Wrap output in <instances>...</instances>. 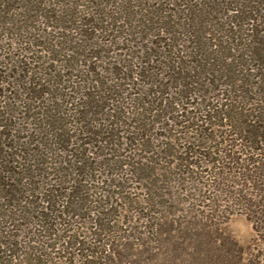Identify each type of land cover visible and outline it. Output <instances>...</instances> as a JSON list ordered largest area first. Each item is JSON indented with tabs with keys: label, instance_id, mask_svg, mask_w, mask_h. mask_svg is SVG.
Listing matches in <instances>:
<instances>
[{
	"label": "trees",
	"instance_id": "16d2710c",
	"mask_svg": "<svg viewBox=\"0 0 264 264\" xmlns=\"http://www.w3.org/2000/svg\"><path fill=\"white\" fill-rule=\"evenodd\" d=\"M15 32H55L44 52L76 63L34 66L25 37L24 63L0 59V264H264V0H0V49ZM154 128L198 134L177 148ZM200 164L207 194L180 196Z\"/></svg>",
	"mask_w": 264,
	"mask_h": 264
},
{
	"label": "rangeland",
	"instance_id": "374dc122",
	"mask_svg": "<svg viewBox=\"0 0 264 264\" xmlns=\"http://www.w3.org/2000/svg\"><path fill=\"white\" fill-rule=\"evenodd\" d=\"M15 33L14 34L9 33L8 40H5V43H7V45L4 46V49H0L1 50L0 51V59L5 64L6 63H24V62H22L24 60V58H21L23 55L20 56V53H23L20 50V48L26 47L29 44H27L26 46H23L22 44H19V40H22L23 37H25V38H23L24 40H26V38H29L28 41H31V42H34V43L37 44V46H34V45L30 46V49L32 50L31 57L33 58L32 60H34L32 63L36 67H39V68L41 67L42 68L43 66H45V63H52L53 66L54 65H59L60 63H76V62H73L76 59L75 53L70 54V52H69V54L66 53V55H65L64 54L65 53L64 50H63L64 52H60V53H57V52H52V53L44 52V50H46L47 48L53 49L51 47L50 43H53V41H55V39H56L55 38L56 37L55 32H50V33H45V34H44V32H42L43 33L42 35H44V36L36 37V38L35 37L31 38L32 37L31 34H29V35L22 34V38H21L20 35H17L18 32H15ZM28 33H29V31H28ZM67 38L69 39V37H67ZM13 41L16 42L17 44H14ZM93 41L95 42L97 40L93 39ZM91 42L92 41H90V43ZM62 46H61L60 49L63 48ZM66 46L67 45H65V48H66ZM68 47H70V46H68ZM136 50H138V49H135V51ZM39 51H41V52H39ZM28 54H26L25 56H29ZM67 54L70 56V59L73 60V61H69L68 60ZM103 55L108 57V58H106L105 62L103 61V59H101ZM100 57L101 58H99V59H101V60H97V62H95V63H108V61L112 60L113 54L111 55V51H109L108 54L106 52L102 53ZM52 59H54V60L52 61ZM60 60H62V61H60ZM67 60L69 62H67ZM27 61L30 62V60H28V59H27ZM101 65L104 67L103 64H101ZM38 69H37V71H38ZM156 69H158L157 72L160 73V75H163L158 67H156ZM40 71H41V73L44 72V70H40ZM129 92L132 93L133 91L130 90ZM129 102H127V100H126L124 103H125V106H128L129 109H131V106H130ZM128 103H129V105H127ZM148 117L150 118V116H148ZM151 118H153V117H151ZM134 119H136V116H131V119H129V120L131 122V120L134 121ZM149 124H152V123L149 122ZM162 124H163V122H162ZM179 131L182 132V133H180ZM162 134H166V135H169L171 137V143L174 144V147L184 148L187 145V142L184 141V140L187 139L189 141H193V137H195L198 133H195V131L191 130L190 128H179V129L177 128V130L171 131V133L159 130L157 128H154V130L151 131V135L153 137H156V138H158ZM206 135H211V132L208 131L206 133ZM179 136L180 137L183 136L184 140H178L177 138ZM198 137H199L198 140H196L197 143L198 144L204 143L200 139V136H198ZM218 140H219V138L215 139V141H218ZM152 141H153V145L154 146H152L151 149L152 150L156 149V150H154V152H157L158 151L157 150L158 149L157 145L160 144V140L159 141L158 140L157 141L156 140H152ZM172 141H174V142H172ZM214 144L215 143L206 142L205 147L209 146V145L213 146ZM135 148L136 147L133 146L131 148H127L125 151H121V153H119V154H122V157L117 159V160H120V161L125 160L126 161V159H127V162L133 163L135 160H138V158H139L138 156H141V157L145 156L144 152H139V151L135 150ZM198 149L203 151L202 148H198ZM93 156H94V154H93ZM198 157H200V156H197L196 158H198ZM158 158H159V161H158V166L157 167H159L160 169L163 168L165 164H169L171 160H172L171 163L174 162V160L171 158V156L167 157V155H164V154L158 156ZM152 160L155 161V159H152ZM142 161H144V160H142ZM193 161H199V160L198 159L195 160V158H194L192 160V162ZM155 163H157V162H155ZM152 164H154V162ZM170 168H171L172 171H175V167H173V165ZM127 169H129V170H127ZM130 170H132L131 167H127V168L125 167V168H122V170L119 169V173H121V174H129ZM191 170H193V172H194V174H193L194 178L191 179L190 176H186L185 177V179L187 180V181H185L186 183H184L183 185L180 184V186H175L174 189L177 191L178 194H180V196H183L184 194H186V195H188L190 197H196L197 196V198H198L199 197L198 195H204L203 194L204 192H206V194H207V191H205L204 188H203L204 185H205V187H208V184H209L208 178L205 175H206V173H208V172H210L212 170L210 168H208L204 164H200V167H198V168H191ZM126 176L128 177L130 175H126ZM180 176H182V175H180ZM137 177L135 179V182H133V183L132 182L131 183L128 182V186L134 187V193L136 195H139V197H140V195L144 194L145 189L142 188L143 187V181H141V183H139L138 182L139 178H137ZM128 178H130V177H128ZM180 187H182V190L180 189ZM198 191H200V194H198ZM195 194H197V195H195ZM225 221H226L224 223L225 229L228 231V233L231 235V237L233 239H235L239 244L247 245L251 241V239L253 237L252 226H251V223L247 220V218L242 213H240L239 211H235L232 215L228 216V218ZM65 224H70V225H66V227H65L67 230H69V232H68L69 234L73 233V232L74 233L75 232H84L85 233V232L88 231L87 228L89 227L88 224L81 223L80 220L77 219V218H74V219L70 220V222L65 223ZM63 227H64L63 225L57 226L58 231L56 232V237H55L57 240L59 238H61L62 233H65L64 230L61 231V229H63ZM66 234H67V232H66ZM24 240L27 241V239H24ZM60 244L61 243L57 244L53 251H58V249H60V246H59ZM62 250L60 249L59 252L62 251ZM61 254H62V252H60V255ZM53 255H55V254H52L50 257H52ZM55 260H58V258L54 259L52 257V259H50V262H48L47 264L55 263ZM61 261H64V259H62ZM9 264H13V263L11 262ZM62 264H63V262H62ZM69 264H76V263H75V261H72Z\"/></svg>",
	"mask_w": 264,
	"mask_h": 264
}]
</instances>
